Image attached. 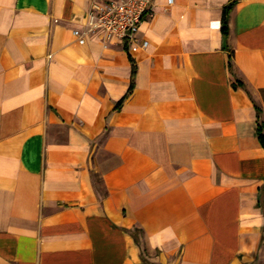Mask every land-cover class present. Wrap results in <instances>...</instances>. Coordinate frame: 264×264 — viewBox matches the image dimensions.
<instances>
[{"label":"crops","instance_id":"0c3cea01","mask_svg":"<svg viewBox=\"0 0 264 264\" xmlns=\"http://www.w3.org/2000/svg\"><path fill=\"white\" fill-rule=\"evenodd\" d=\"M92 1L0 0V264H264V0Z\"/></svg>","mask_w":264,"mask_h":264},{"label":"built area","instance_id":"2783aa9c","mask_svg":"<svg viewBox=\"0 0 264 264\" xmlns=\"http://www.w3.org/2000/svg\"><path fill=\"white\" fill-rule=\"evenodd\" d=\"M171 3V0H168ZM151 0H94L85 11L82 27L73 29L78 44L97 35L104 42L125 41L131 51L145 48L147 40H138L137 32L146 16H152Z\"/></svg>","mask_w":264,"mask_h":264},{"label":"trees","instance_id":"16d2710c","mask_svg":"<svg viewBox=\"0 0 264 264\" xmlns=\"http://www.w3.org/2000/svg\"><path fill=\"white\" fill-rule=\"evenodd\" d=\"M232 4L233 3L231 2L226 7L225 13H224L223 18H222L221 30H222L223 36L227 35V12L230 9V7L232 6ZM257 135H258L259 141L264 146L263 122H262V120H260V115H259V122H258V126H257Z\"/></svg>","mask_w":264,"mask_h":264}]
</instances>
